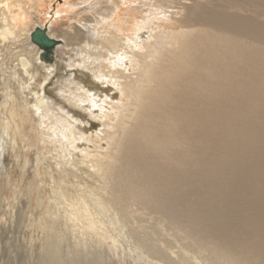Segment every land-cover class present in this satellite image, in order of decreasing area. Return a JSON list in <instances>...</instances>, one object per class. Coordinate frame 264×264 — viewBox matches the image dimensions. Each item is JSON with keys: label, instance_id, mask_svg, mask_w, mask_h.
<instances>
[{"label": "bare ground", "instance_id": "6f19581e", "mask_svg": "<svg viewBox=\"0 0 264 264\" xmlns=\"http://www.w3.org/2000/svg\"><path fill=\"white\" fill-rule=\"evenodd\" d=\"M42 1L0 0L1 45L23 30L30 41L34 28L28 27L30 16L49 37H56V31H50L56 18L47 24L49 17L44 20L31 11ZM156 1L82 0L86 3L82 16H77L82 9L75 10L77 3L72 0L54 4L55 15L64 14L59 16L64 28L56 26L58 33L68 32L69 39L84 37L76 49V60L69 63L71 55L67 57L66 64L72 69L64 71L73 75L68 84L81 78L80 69H88L82 56L91 54L104 64L102 70L110 75L112 84L118 85L120 79L124 97L119 99L113 93L100 98V111L110 107L120 117L113 123L110 115L100 112L101 137L107 139V146L101 140L98 144L93 140L91 146L84 143L91 139L84 129L95 126L89 118L96 112L91 99H99L101 93L91 90L99 84L86 76L85 81L80 79L82 87L74 85L61 92L64 101L70 99L68 108H77L86 117L85 122L79 121L82 126L74 124V129L61 128L59 132L64 143L73 144L63 154L65 161L60 155L52 156L59 165L61 161L63 171L60 166V172H55L52 165H46L47 152L43 151L41 161L45 165L37 171L43 176L39 191L49 190L44 204H54L55 208L46 215L40 211L32 214L31 203L24 202L31 226L42 241L38 264L75 263L63 255L60 216L65 221L63 234L80 238L69 247L75 253L88 249L87 243L92 251L115 250L124 239L131 242L133 252L152 264H264V0H192L188 22L178 28H171V21L162 19L163 10L159 11L162 8L158 4L154 6ZM143 30L148 32L146 38H142ZM58 46L56 43L52 50V59ZM38 49L34 61L20 60L21 76L36 75V68L45 65L41 63L52 60H43V51ZM127 62L138 69L131 72ZM101 80L99 83L105 84ZM4 82L0 76V83ZM106 86L100 92L106 94ZM16 105L26 108L25 102L17 101ZM5 106L0 95L2 156L9 147L20 151L17 136L23 119L20 110L12 109L17 118L14 126L7 128L1 120ZM42 109L49 108L39 100L33 106L36 119L45 117ZM36 123L32 125L38 135H47L45 127ZM54 133L58 136L57 131ZM80 146L88 148L85 157L87 152L93 153L92 149L97 152L93 159L86 158L91 170L78 158L75 150ZM71 166L87 177L72 172ZM65 171L72 176L60 177ZM7 199L0 183V242L13 244L20 238L16 234L22 232L23 218L18 204ZM60 204L67 207L61 215ZM143 214L150 216L146 224L142 223ZM5 230L13 237H7ZM178 236L206 253L207 262L202 263L204 259L198 256V260H176L171 239L175 241Z\"/></svg>", "mask_w": 264, "mask_h": 264}, {"label": "rangeland", "instance_id": "374dc122", "mask_svg": "<svg viewBox=\"0 0 264 264\" xmlns=\"http://www.w3.org/2000/svg\"><path fill=\"white\" fill-rule=\"evenodd\" d=\"M75 1L76 0H72V2L77 3L75 5V10H76V8L82 9L83 8L82 5L86 6V3H83L82 0H77L76 2ZM108 1L109 0H107V3H108ZM58 2H60V0H55L54 2L52 0H43L41 5H38L36 7H31V9H33V10L28 8L29 10L32 11V13L39 14L40 15L39 17L44 19V20H47V18L49 17L48 18L49 22L47 24H49L53 20V18H56V20L52 23V26H50V29H51L50 31H52L51 33H54V34H55V32L53 30L56 31L57 34H56V37L54 39L57 41V45H60V46H58L55 49L53 59L50 62L41 63V64H45L47 66L42 65L43 67H41V65H40L36 68L38 74L36 73V75H33L32 73H29L27 75V77H23L24 75L21 76L20 75L21 73L19 72V69L21 68L20 67L21 66L20 60L24 58L28 61H30V59H32L31 61H34L35 54H36V52L39 51L37 46H34L33 44L30 43V41L28 39H26V37H25L26 32L24 30L23 31L25 33L23 31H21L20 35H18L19 38L14 37L12 40L7 39L4 43H2L3 45L0 44V53H1L0 59H2V60H0V66L3 64L0 67V72H1L0 76L2 77V81L5 80V82L3 84H1L2 82L0 83V95L3 97V101L6 103L4 111L1 114V120L3 122H5L7 128H12L14 126V119L17 118V115L16 114L14 115L12 113V111H11L12 109H15L16 111L20 110L21 116L23 118L21 120L22 123H20V127H19L21 133H20V135L17 136V142H18V146H19L20 151H18L16 153V148L12 149L11 147H9L8 151H6L4 156L0 155V181H2L0 183L6 189V195L8 196V199L6 200V202L11 203V200H14V202H16L15 205L17 206V204H18L17 208H19V210L21 209V211L19 212V216H20V218H23V220H24L23 221L22 219H20L21 220L20 226L22 228V232L20 234L15 233L17 236L20 237L19 239L15 240L14 238H12L15 240V241L14 240L12 241L13 244L12 243H5L4 240H2V242H4V243L0 242V264H38L37 260H38L39 253H40L39 247H40V243L42 241H41V238L39 237V232L33 226H31V223H33V222L30 221V219H29L30 216H28V213L25 211L26 209H25V203L24 202L28 203V201H29L31 203L30 208H31L32 214H35L36 212L40 211L39 213H41V215H46L50 211L49 209L51 207L55 208L54 204H51L50 205L51 207H49L48 204H44L45 201H48V199H47L48 195L47 194L49 193V190L46 189V193L39 191V186L40 185L43 186V176L41 177V175L37 171H39V172L41 171L39 166L40 165L44 166L45 165L44 161H46V165H48V164L52 165L55 172H60V168L58 166H60L62 171H63V168H62L63 165L61 164V161H60V165H59L58 160H56L52 156L60 155L62 157V159L64 158L63 161H65L66 158L64 157L63 154L65 152H67L68 147L70 149V146H73V144L69 143V142H65V143L63 142L65 139L60 137L61 136L60 133L62 132L61 128L63 131L68 130V129L71 130V128L74 124L80 125V122H79L80 120L82 122L83 121L85 122L84 117H86V115L82 111H80L79 109H77V108H75V109L70 108L69 109L68 108L69 104H70V99H67L66 101H64L62 94H61V92L64 91V88H70V86H74V85H78V86L82 87L84 84L81 83L82 81L80 79L85 81L86 76L90 77L91 80H93L99 84V87H95L93 90H91V91H96L97 93H101V94H99V99L98 98H96V99L92 98L91 99L93 104L95 103V105H91V107L95 108L96 112H94V113L91 112V117H89V118H92V121L95 122V126L92 128H88L87 127L88 125H87L86 129H84V130H86L85 134L90 135V137H91L90 141L84 140L85 144H89L92 146L93 140L96 141V144H98V142H100V140H101L102 141L101 143H103L104 146H107V139H105L104 137H101L103 135L102 134L103 124H102V122H100L101 121L100 117H99L100 112L107 113L108 115H110L111 122H113V123H116L117 118L120 117V114L117 113V115H116L114 112H117V111H113V109L110 107L107 109V111H105V110L100 111L99 106L101 107V105H98V101L100 100V98H103L109 94L115 93L119 96V99H123L124 95L122 93V89L120 88V86H123V84L120 82V79H117L119 81L118 85L112 84L110 82V80H111L110 75L108 73L105 74V72L102 70L104 68V64L98 63L97 62L98 58H96L95 55L89 54V56H86L87 58L82 56V62H84L83 65L85 67H88V69H80V72L78 71V76L81 78L79 80L74 79L75 81H73L72 84H70V85L68 84L69 80H73V75L71 74L72 72L71 73H68V72L65 73V71H64V68H66L68 70L71 68V66L69 67V64H66L67 63L66 60H68L67 57L69 54L71 55L70 61H68L69 63L76 60V49H77V47L82 45L80 42L83 43L84 37L79 38V39H69L68 32H61L60 34L58 33V29L56 28V26L60 27V30L64 28L63 23H62L64 20L63 19L60 20L59 19L60 15H58V14L55 15V13H54L56 10V9H54V4H56ZM192 2H193L192 0L190 2H189V0H157L155 2L154 6H156L158 4L159 7L162 8V9L158 8L160 12L163 10L162 14H164V16L162 19H166L167 21H171V23H172L171 28H173V27L178 28L179 26H185V24L188 22V20H189L188 7L192 4ZM160 4H162L163 7L160 6ZM101 5H103V4H101ZM23 6L26 7L27 3L24 4ZM102 8H104V6ZM34 9H36V10H34ZM152 10L157 12V9H152ZM80 11H78L77 16H82L85 13L83 11V9ZM85 11L88 12V10H85ZM53 14L55 15V17ZM49 15H51V16H49ZM61 15L62 16H60V17L64 16L63 13H61ZM28 19H29L28 27L31 26L29 28L39 26L38 23L35 22L36 21L35 18H33L34 19L33 20L32 17L30 16V17H28ZM34 22L36 25L34 24ZM75 23L78 24L83 30L87 31V28H85V26H82L81 23H79V22H75ZM53 24L55 27L53 26ZM175 24H176V26H175ZM143 32H142V36H144V37H142V38H146V36L148 35V32H147V30H143ZM86 35H87V33H86ZM63 41H64V43H63ZM67 41L68 42L71 41V43L68 44ZM78 41H79V43H78ZM65 44H67V45H65ZM32 48H34L35 50ZM26 52H27V54H26ZM33 52H35V53H33ZM31 54H32V56H31ZM3 55H4V57H3ZM17 55L19 58L17 57ZM63 55H65V56H63ZM4 58H6V59H4ZM86 59H87V61H86ZM5 63H7V64H5ZM57 63H58V65H57ZM15 64H17V65H15ZM126 67H129V68L131 67V69H130L131 72H134L135 70L138 69L137 67L135 68L134 65H131V63H129V62H127ZM16 69L18 71L17 73L14 72V70H16ZM98 78H99V81H98ZM101 79L103 81H105V84L99 83ZM106 85L109 88V90H107V93L105 94V93L100 92V90H102V88L105 87ZM91 86H92V84H90V87ZM107 86H106V89H107ZM26 87H28V88L25 89ZM90 89H92V88H89L88 90H90ZM77 90H78V88H77ZM84 90H86V92H87V89H84ZM7 92H9V93L7 94ZM27 100H29L30 105H33V106L39 100H41L43 102V104L47 103L49 111L46 109H42L40 111L41 113H43V115H45V117L36 119V116L33 113V106L31 107L30 105H28ZM88 100H86V101L88 102ZM17 101H19L22 105H24V102H25L26 108L22 109L18 105L20 107V109H19L16 105ZM50 103H51V106L49 105ZM105 103H106V101L104 102V104ZM74 110H75V112H73ZM55 111L59 112V113H56ZM96 118H98V119H96ZM34 119H36V121ZM33 123L43 125L45 127V132L47 133V135H44V136H43V134L38 135L36 128L32 125ZM60 123H61V126H60ZM50 124H52V125L55 124L54 126H56V127H54ZM80 126H82V125H80ZM110 126L112 128V125H110ZM48 128H49V130H48ZM54 128H57V129H54ZM42 129L43 128L41 127V130ZM72 129H74V128H72ZM111 130H113V128ZM43 131H44V129H43ZM53 131H57L58 136H55V133L53 134ZM73 133L75 134V131H73ZM111 135L113 136V133ZM60 138L62 140H59ZM64 145H65V147H64ZM100 148H104V147H100ZM76 149L77 150H75V151L78 152L80 155L78 158L83 162L85 168H87L88 170H91V168L88 167V161L86 158L93 159L92 155L97 154V152L94 151L95 149H92L93 153L87 152L86 157H85L84 153H85V149H88V148H85L84 146H80V147H77ZM43 151L47 152V154L45 153L46 159H44V161H41V157H43L42 156ZM93 157L96 158L95 156H93ZM36 163H38V164H36ZM34 166L36 169L34 168ZM73 167L72 166L70 167L72 172L77 173V174H81V176L84 178L87 177V174H84L85 172L82 173L80 169H78L76 167L73 168ZM68 172H66V171L64 173L62 172L63 174L61 173L60 177H62V176L67 177L68 175L72 176V173L70 171H68ZM58 177L59 176H57L56 179H58ZM42 188H45V187H42ZM76 191H74L75 195L77 194ZM14 194L18 195L17 199L13 198ZM25 198H26V200H25ZM30 199H31V201H30ZM65 208L67 209V207H65V206L63 207V205L61 206V204H60V215L63 214V213H61L62 210L63 211L66 210ZM143 215L144 216H142V217H144V219L142 218L143 219L142 223L146 224V222L147 223L149 222L150 216L146 215V214H143ZM60 217H61L60 218V230L62 232L61 233V237H62L61 240L63 243L62 247H63V251H64L63 255L68 260H70L72 258L75 262L72 264H103V263L104 264H152L149 261V259H147L146 257H144L145 258L144 259L143 256H139L135 252H133L130 248L131 242L125 240V241L129 242V243H127V242L123 241L124 239L119 240V241H121V243L120 242L117 243L118 251H117V248L115 250L108 249L107 251H104V252H102V251L96 252L95 250L92 251V249H90V246H89L90 243H87L86 248H88V249H85L84 251H82V253H75L73 251H70L69 247H73L75 245V243L77 241H79L80 238L78 235H75V234L72 235L69 232H65L63 234V232L65 231V230H63V228H64L63 224L65 221L62 220L63 219L62 216H60ZM69 226H71V225H69ZM29 229H30V231H29ZM4 232H5L4 234L7 237H10V236L13 237V234L9 233L7 230H5ZM170 233H173V232L170 231ZM174 234H175V232H174ZM170 237L172 238L173 236L171 235ZM171 242L173 244L172 245L173 250L177 251V253H174V255H175L174 258L176 260H178V259L181 260V258H182L186 262V260L196 259L198 256L199 259L201 257L204 259L202 263H204V261H205V263L207 262L205 260L206 253L204 252L205 254H203L202 252L196 250L193 246H191L189 241L188 242L186 241L185 238L178 236V237H175V241H174V239H171ZM123 244H125V245H123ZM66 245L69 249H67L65 247ZM123 247H125V248H123ZM192 249L193 250L195 249V251H197L198 254H197V252L195 253V251H193ZM8 250H10L12 252L8 253ZM191 250H192V253H189ZM178 251L180 252V254L178 253ZM169 252H171V251H169ZM3 253H6L7 256H1V254H3ZM194 255H195V257L192 258V256H194ZM198 258H197V260H198ZM206 264H208V263H206ZM222 264H225V263L222 261Z\"/></svg>", "mask_w": 264, "mask_h": 264}, {"label": "water", "instance_id": "95a60500", "mask_svg": "<svg viewBox=\"0 0 264 264\" xmlns=\"http://www.w3.org/2000/svg\"><path fill=\"white\" fill-rule=\"evenodd\" d=\"M30 41L43 51V60L49 61L52 59V50L57 41L47 35L44 27H34L30 32Z\"/></svg>", "mask_w": 264, "mask_h": 264}]
</instances>
